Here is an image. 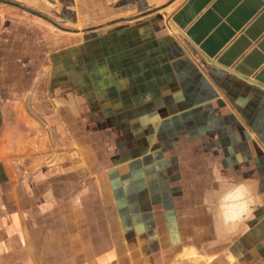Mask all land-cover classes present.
<instances>
[{
  "label": "crops",
  "instance_id": "1",
  "mask_svg": "<svg viewBox=\"0 0 264 264\" xmlns=\"http://www.w3.org/2000/svg\"><path fill=\"white\" fill-rule=\"evenodd\" d=\"M159 2L0 0L69 30L56 99L0 90V263L263 259L264 0Z\"/></svg>",
  "mask_w": 264,
  "mask_h": 264
},
{
  "label": "rangeland",
  "instance_id": "2",
  "mask_svg": "<svg viewBox=\"0 0 264 264\" xmlns=\"http://www.w3.org/2000/svg\"><path fill=\"white\" fill-rule=\"evenodd\" d=\"M179 1L160 0L158 4H139V7L141 11H148V9L158 11L162 18L163 31L172 33L165 17L167 12ZM23 8L27 11L30 10L24 6ZM33 11L30 10L29 12ZM42 16H44V22L12 6L0 4V90L3 93L6 92L2 95L5 98L15 93L24 108L28 110V113L30 112L29 114H31L32 109L36 108L34 104L41 108V102L46 100L44 93L53 94L54 87L58 84L56 77L59 75V70L65 65L63 62L64 57L60 58L64 52L60 53L58 47L55 48V36H67L65 33L69 31L59 20L60 18L63 19V15L61 16L60 13L57 14L52 9L44 6ZM30 25L35 27L36 30L34 29V31H37V33L40 30L44 31V48L40 45V35L37 37L29 35L26 29ZM66 58H70V56ZM71 92L72 90H70ZM56 97V94L50 96V98L55 99ZM5 102H7V99L0 100V104ZM56 103L57 101L54 100L52 105L55 107ZM259 232L257 249L258 251H264V228ZM245 246L248 250V243ZM241 248L242 251L244 247ZM9 263L10 261L4 260L0 264ZM257 264H264V257L258 259Z\"/></svg>",
  "mask_w": 264,
  "mask_h": 264
},
{
  "label": "trees",
  "instance_id": "3",
  "mask_svg": "<svg viewBox=\"0 0 264 264\" xmlns=\"http://www.w3.org/2000/svg\"><path fill=\"white\" fill-rule=\"evenodd\" d=\"M9 4V3H8Z\"/></svg>",
  "mask_w": 264,
  "mask_h": 264
},
{
  "label": "water",
  "instance_id": "4",
  "mask_svg": "<svg viewBox=\"0 0 264 264\" xmlns=\"http://www.w3.org/2000/svg\"><path fill=\"white\" fill-rule=\"evenodd\" d=\"M48 1V0H47Z\"/></svg>",
  "mask_w": 264,
  "mask_h": 264
}]
</instances>
